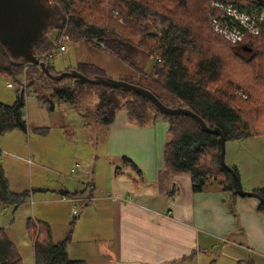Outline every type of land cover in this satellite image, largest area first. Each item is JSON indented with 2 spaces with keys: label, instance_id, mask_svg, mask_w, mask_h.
I'll list each match as a JSON object with an SVG mask.
<instances>
[{
  "label": "trees",
  "instance_id": "16d2710c",
  "mask_svg": "<svg viewBox=\"0 0 264 264\" xmlns=\"http://www.w3.org/2000/svg\"><path fill=\"white\" fill-rule=\"evenodd\" d=\"M47 1L42 0V3L48 5ZM54 1L55 4L49 6L53 9V16L48 30L64 32L68 41H83L92 48H96L92 41H99L104 45L105 52L115 55L130 70H136L134 75L138 76V83L127 80L124 82L150 91L167 107L187 108L211 129H220L226 142L264 137V36L257 40L262 41L258 45L246 40L241 47L242 50L243 47L250 49V52L242 51L249 54V59H242L234 52L233 61L227 66L225 63L229 60L230 48L228 51L221 50L222 52L202 51V42L221 48L225 44L212 31L206 17L195 20L190 18V13L197 9V0ZM253 3L259 11L264 9V1ZM153 24H157L156 32L150 29ZM235 26L240 27L239 21L235 20ZM44 39L46 40V36L33 46V55L49 67L51 74H58L51 67L53 59L48 60L46 57L53 49L52 41ZM39 48L40 52L37 51ZM137 56L152 60V68L141 71L134 61ZM3 61L5 65H0V69L8 72L9 68H16L19 71L14 74H18L27 67L31 80L35 78L40 84L43 81L49 82L54 86L57 99L67 102L73 108L78 106L79 98L71 85H79H75L72 79L52 82L40 72L39 67L10 58L0 44V64ZM157 69L161 72H157ZM76 71L88 78L106 77L102 70L90 65H80ZM151 73L163 78L162 82L157 80L146 83L145 79ZM240 76L243 77L239 78ZM236 87L244 92L240 94L246 96L243 101L232 92ZM98 88L101 89V94L98 96V107L92 113L93 123L100 126L111 125L121 110L125 111L129 122L140 127L154 119H164L169 126V140L164 146L162 159L166 170L173 174L188 175L194 193H202L209 184L230 194L227 211L236 218V184L219 163L218 137L202 132L199 125L188 117L158 114L139 95L120 89ZM166 92L175 104L166 103L162 98L161 94ZM22 99L23 93L20 92L13 104L0 102V137L12 131L27 132L28 126L23 113L25 104ZM41 105L48 112L54 110V104L50 100L42 101ZM231 168L237 173L234 167ZM255 192L264 199V189ZM29 198L30 192L12 193L0 164V207L17 208ZM256 209L264 215L263 205L259 204ZM71 225L73 226V222ZM67 230L65 238L57 243L53 241L47 224L28 222L27 232L33 242L34 264H84L68 258L67 247L72 230ZM0 264H22L16 247L3 228H0Z\"/></svg>",
  "mask_w": 264,
  "mask_h": 264
},
{
  "label": "crops",
  "instance_id": "0c3cea01",
  "mask_svg": "<svg viewBox=\"0 0 264 264\" xmlns=\"http://www.w3.org/2000/svg\"><path fill=\"white\" fill-rule=\"evenodd\" d=\"M74 55L67 66L53 68V72L90 65L107 76L106 68L83 62L81 56L73 61ZM118 71L114 73L119 74ZM91 92L98 97L101 89ZM92 124L95 125L92 132L105 145L109 158L119 157L120 163L131 173L127 184L121 186L119 169L110 174L108 170L110 179L106 188L93 182L95 174L89 175L93 184L85 189L79 180V171H75L77 178L56 188L60 195L58 201L65 205L70 216L73 209H79L71 216L73 228L67 247L70 260L84 264H264V215L256 209L259 202L237 196L234 218L227 211L230 194L209 184L202 193H194L188 175L166 170L162 159L169 140V126L164 119L157 118L140 127L129 122L125 111L121 110L111 125L100 126L93 123V119ZM86 126L81 125L80 131L69 134L70 141L78 134L83 137L79 139L81 142L90 138L92 127L86 129ZM231 158L229 166L236 169L244 190L264 189V170L256 162H244L237 153ZM257 158L264 162V158ZM96 166L97 163L89 172H96ZM134 177L135 181L131 182ZM39 192L48 191L39 189ZM53 200L38 197L37 202L51 204ZM41 223L47 224L54 234L49 222ZM69 224H62L60 236L54 242L65 238ZM108 227L110 239L100 235L106 233Z\"/></svg>",
  "mask_w": 264,
  "mask_h": 264
},
{
  "label": "rangeland",
  "instance_id": "374dc122",
  "mask_svg": "<svg viewBox=\"0 0 264 264\" xmlns=\"http://www.w3.org/2000/svg\"><path fill=\"white\" fill-rule=\"evenodd\" d=\"M254 1L264 0H197L195 2L197 9L190 13V18L195 20L206 17L205 19L211 24L212 31L225 44V47L221 48L202 42V51H228L230 48V57L225 63L227 66L232 63L234 52L242 59H249V54L242 52L241 47L245 45L246 40L258 45L262 41L257 40L264 36V9L259 11L254 5ZM235 20L239 21L240 27L235 26ZM155 26L157 24H153L150 28L152 32L157 31ZM46 33V40H44L50 42L57 34L51 29ZM61 34H63L67 52L57 54L52 58L51 67L55 70L67 66L75 51L73 61L78 60L77 56H81L79 58L83 62L106 68L109 72L108 74L106 71V77L109 79L116 81L123 79L122 81L138 83V76L134 75L136 70H130L115 55L92 48L83 41H68L64 32ZM73 49L75 50L73 51ZM39 50L40 48L37 49L38 52H40ZM134 61L136 64L138 63L141 71L142 69L149 71L153 66L152 60L142 56L134 57ZM0 65H5V62L3 61ZM117 70H119V74L114 73ZM17 71L19 69L16 68H9L8 72L0 69V102L6 105L13 104L17 93H20L21 88H24L21 93H23L22 100L25 104L23 113H25L28 128L26 133L12 131L1 135L0 164L8 177L7 179L10 180V190L18 193L26 190V192H30V198L17 208L0 207V228L4 229L8 239L13 242L22 264H34L33 242L27 232L28 222L38 223L44 222V220L49 222L54 229V234L51 233L53 240H57L62 224L70 223L68 228L70 230L73 228L71 225L73 222L71 216L73 215L70 216L65 205L58 201L60 195L56 188L59 184H67L72 178H77L75 171H79L78 175L81 177L79 180L85 189L91 187L89 184H93L89 176L93 174H95L93 182L102 188L103 186L106 188L110 179L108 170L110 174V172H116L118 168V173H120L118 181L122 186L127 184V176L131 172L123 163H120L119 157L114 160L109 158L104 150L105 145L101 144L99 137L94 136L95 134L92 132L95 125L92 124L91 115L94 109L98 107L99 98L97 94L91 91L98 89L97 86L89 84L73 86V92H76L79 98L78 106L73 108L64 103L65 101L62 102L63 100L56 98L54 86H51L49 82L43 81L41 85L40 81L35 80V78L31 80V76L27 73V67H24L21 73L14 74ZM157 72H161V70L157 69ZM22 78H25V84L22 83ZM157 80L162 82L163 78L156 77L151 73L146 77L145 82ZM8 84H12V88L6 87ZM232 92L240 100L246 99L245 95H240L244 92L237 87L233 88ZM161 96L166 103L175 104L169 99L167 92ZM45 100H50L54 104L53 112H48L46 108L41 107V102ZM81 125H87L86 129L92 127V134H89L90 138L81 142L79 139L83 137L78 134L77 138L70 141L71 138L68 135L74 131H80ZM236 153L237 157H243L244 162L248 160L252 162L253 160L259 168L264 170V162L262 163L261 159L257 158H264V137L227 141L224 158L228 165L232 160L231 157ZM250 156L256 157L254 158L256 161ZM95 162L97 163L96 172L90 173V167H93ZM133 181H135V177L132 178L131 182ZM241 185L244 190V185ZM39 189H46L48 192H39ZM123 195L128 194L124 193ZM38 197L54 200L51 204L38 203ZM75 210L79 209L76 207ZM106 229L107 232H102L100 235L110 239L111 230L109 227Z\"/></svg>",
  "mask_w": 264,
  "mask_h": 264
},
{
  "label": "water",
  "instance_id": "95a60500",
  "mask_svg": "<svg viewBox=\"0 0 264 264\" xmlns=\"http://www.w3.org/2000/svg\"><path fill=\"white\" fill-rule=\"evenodd\" d=\"M53 16V9L42 3V0H0V44L13 60L20 59L26 64L37 66L40 72L52 82H59L65 78L72 79L75 85L85 84L120 89L128 93H134L145 98L158 114L162 116H184L194 120L202 132L218 137L219 163L228 171L236 184L238 197L253 198L264 207V199L255 191H244L239 176L225 161V137L217 127L210 128L198 115L185 107H167L150 91L126 83L116 81L104 76L88 78L76 70L63 71L58 74H51L49 67L43 61L37 60L33 55V46L46 36L50 19ZM249 48L243 47V51L250 52Z\"/></svg>",
  "mask_w": 264,
  "mask_h": 264
},
{
  "label": "built area",
  "instance_id": "2783aa9c",
  "mask_svg": "<svg viewBox=\"0 0 264 264\" xmlns=\"http://www.w3.org/2000/svg\"><path fill=\"white\" fill-rule=\"evenodd\" d=\"M48 5H54L55 4V1L54 0H48ZM57 34L55 35L52 43H53V49L48 53V55L46 56L48 60H51V58H54L55 55L57 54H64L66 52V46L64 45V37H63V34H61V32H56ZM92 44L98 48V49H101L103 50L104 49V45L101 44L100 42H97V41H92ZM23 81L22 83L25 84V78H22ZM24 86V85H23ZM6 87L8 88H12V84H8ZM24 88H21L20 92H22ZM26 118V117H25ZM62 199H67L66 197H62ZM77 213V211L75 209L72 210V214L75 215Z\"/></svg>",
  "mask_w": 264,
  "mask_h": 264
},
{
  "label": "bare ground",
  "instance_id": "6f19581e",
  "mask_svg": "<svg viewBox=\"0 0 264 264\" xmlns=\"http://www.w3.org/2000/svg\"><path fill=\"white\" fill-rule=\"evenodd\" d=\"M94 42V41H93ZM97 42H99V41H97Z\"/></svg>",
  "mask_w": 264,
  "mask_h": 264
}]
</instances>
